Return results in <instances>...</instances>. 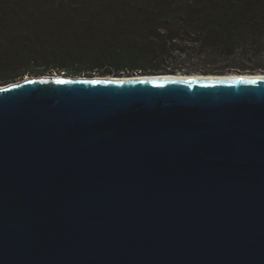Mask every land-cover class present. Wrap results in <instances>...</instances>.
<instances>
[{"label":"water","instance_id":"water-1","mask_svg":"<svg viewBox=\"0 0 264 264\" xmlns=\"http://www.w3.org/2000/svg\"><path fill=\"white\" fill-rule=\"evenodd\" d=\"M137 75L0 86V264H264V79Z\"/></svg>","mask_w":264,"mask_h":264},{"label":"trees","instance_id":"trees-1","mask_svg":"<svg viewBox=\"0 0 264 264\" xmlns=\"http://www.w3.org/2000/svg\"><path fill=\"white\" fill-rule=\"evenodd\" d=\"M263 63L264 0H0V86L53 72L257 73Z\"/></svg>","mask_w":264,"mask_h":264},{"label":"bare ground","instance_id":"bare-ground-1","mask_svg":"<svg viewBox=\"0 0 264 264\" xmlns=\"http://www.w3.org/2000/svg\"><path fill=\"white\" fill-rule=\"evenodd\" d=\"M53 78H61V76L59 74L57 75H53ZM51 77V78H52ZM182 79H187V80H199V81H203V80H252V79H257V80H262L264 79V73H259V74H237V73H233V74H228V75H219V76H214V75H202V74H197V75H179L176 76ZM120 78H123V80L125 79H129L132 78L134 80H139L141 78H143L142 75H134V76H121Z\"/></svg>","mask_w":264,"mask_h":264},{"label":"rangeland","instance_id":"rangeland-1","mask_svg":"<svg viewBox=\"0 0 264 264\" xmlns=\"http://www.w3.org/2000/svg\"><path fill=\"white\" fill-rule=\"evenodd\" d=\"M264 64V63H263ZM187 67H188V64L186 65ZM191 66H193V65H191ZM237 72H240V71H233V72H231V73H229V74H233V73H237ZM264 73V71H262V70H260L259 72H257L256 74H259V73ZM179 73H183V74H187V75H197V74H202V73H199V72H195V73H186V72H184V71H182V72H179ZM56 74H59V73H55V72H53V73H49V74H46V75H48V76H53V75H56ZM61 74H65V73H61ZM46 75H42V76H46ZM60 75V74H59ZM202 75H227V74H202ZM32 77H36V76H31V75H26L25 77H24V79H26V78H32ZM79 77H87V76H79ZM92 77H94V76H92ZM99 77V76H98ZM121 77V76H120ZM17 82H19V81H17ZM14 83H16V82H14Z\"/></svg>","mask_w":264,"mask_h":264},{"label":"snow or ice","instance_id":"snow-or-ice-1","mask_svg":"<svg viewBox=\"0 0 264 264\" xmlns=\"http://www.w3.org/2000/svg\"><path fill=\"white\" fill-rule=\"evenodd\" d=\"M143 83V81H141ZM242 82H251V83H255V81H242ZM57 83H65V81H57ZM98 83V82H95Z\"/></svg>","mask_w":264,"mask_h":264}]
</instances>
